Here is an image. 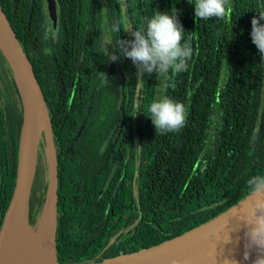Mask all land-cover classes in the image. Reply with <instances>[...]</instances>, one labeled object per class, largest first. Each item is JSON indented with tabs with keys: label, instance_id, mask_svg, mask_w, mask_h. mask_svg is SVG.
Instances as JSON below:
<instances>
[{
	"label": "trees",
	"instance_id": "1",
	"mask_svg": "<svg viewBox=\"0 0 264 264\" xmlns=\"http://www.w3.org/2000/svg\"><path fill=\"white\" fill-rule=\"evenodd\" d=\"M0 0L42 88L58 158L60 264L100 263L149 249L226 211L264 175V60L251 20L264 0H230L224 18H195L188 0ZM177 10L192 56L169 79L140 74L116 48L145 17ZM112 42L106 41L104 15ZM113 48L116 61L106 51ZM107 80L103 79V74ZM187 107L178 132L156 133L147 107ZM142 112H135L136 106ZM145 114H144V113ZM24 97L0 45V231L18 181ZM45 136V135H43ZM30 191L37 227L50 189L46 142Z\"/></svg>",
	"mask_w": 264,
	"mask_h": 264
},
{
	"label": "water",
	"instance_id": "2",
	"mask_svg": "<svg viewBox=\"0 0 264 264\" xmlns=\"http://www.w3.org/2000/svg\"><path fill=\"white\" fill-rule=\"evenodd\" d=\"M47 2L53 28L55 31H57L58 18L56 1L47 0ZM104 27L106 30V41L108 45H111L112 36L108 16L106 14L104 15ZM0 45L3 48L5 54H7L10 65H12L15 69V77L18 81V85L24 97V121L22 126L20 143L18 181L12 202L9 206V209L3 222L2 229L0 231L1 236L5 228L6 222L10 216L12 207L18 197L21 180L24 175V166L27 156L26 137L31 113L32 111L39 108L41 102H44L46 105V101L39 80L35 74L33 65L25 50L23 49L1 5ZM112 51L113 48H111L110 52ZM18 72L23 77V82L26 85V91H24L23 86L20 83ZM48 124L49 127L47 129L45 128L44 133H42L45 135V142L48 148L50 159V189H54L57 226L58 158L50 120ZM35 166L27 192V197L25 200L24 212L26 219L33 230H36L37 227L34 228V226L30 222V191L35 172ZM253 200L254 194L250 193L248 196H246L244 199H242L226 211L220 213L219 215L213 217L212 219L206 221L205 223L191 229L190 231L182 235H179L171 240L165 241L149 249H143L133 254L120 255L115 258H109L96 264H106L113 259L126 256L129 257L132 255L136 256L142 253H152L158 251L159 249L167 245L173 247L174 251L168 258H166L159 264H253V261L255 260L258 254V250L255 247H247V237L245 236V232L250 226L247 225L245 220L239 218V216L241 215L240 210L244 208L245 205H249L250 203H252ZM227 233L230 236L229 242L224 241V239H226L227 237ZM246 251L249 253L248 259H245L244 255ZM55 256V258L57 259L56 241ZM57 263L60 264L58 261Z\"/></svg>",
	"mask_w": 264,
	"mask_h": 264
},
{
	"label": "clouds",
	"instance_id": "3",
	"mask_svg": "<svg viewBox=\"0 0 264 264\" xmlns=\"http://www.w3.org/2000/svg\"><path fill=\"white\" fill-rule=\"evenodd\" d=\"M195 5V18L208 20L224 18L229 11L230 0H188ZM251 20V39L264 60V10H259ZM184 29L177 17V10L156 12L152 17H145L140 29L131 30L134 39H121L116 47L119 53L129 58L137 66L140 74H156L169 79V73L175 76L188 68L192 56V47L183 39ZM109 59L116 61L117 55L106 51ZM103 74V73H102ZM103 79L107 76L103 74ZM142 112L139 105L135 112ZM187 107L184 103L163 97L152 101L147 107V116L151 117L156 133L178 132L186 123ZM144 113V112H143ZM145 114V113H144ZM247 185L254 194V200L240 210V219L246 221L248 230L247 247H255L258 254L253 264H264V175H254L247 180ZM225 242L230 241L227 233ZM245 259L249 253L245 252Z\"/></svg>",
	"mask_w": 264,
	"mask_h": 264
},
{
	"label": "bare ground",
	"instance_id": "4",
	"mask_svg": "<svg viewBox=\"0 0 264 264\" xmlns=\"http://www.w3.org/2000/svg\"><path fill=\"white\" fill-rule=\"evenodd\" d=\"M19 80L26 91L23 77ZM49 113L44 102L32 111L26 137L27 156L18 197L12 207L3 233L0 236V264H58L55 258L56 208L54 189L49 191L39 225L33 230L25 216V200L34 171V148L37 138L49 123ZM36 167V166H35ZM174 249L164 246L152 253L116 258L106 264H159Z\"/></svg>",
	"mask_w": 264,
	"mask_h": 264
},
{
	"label": "rangeland",
	"instance_id": "5",
	"mask_svg": "<svg viewBox=\"0 0 264 264\" xmlns=\"http://www.w3.org/2000/svg\"><path fill=\"white\" fill-rule=\"evenodd\" d=\"M51 33H52V23H51V18H50V15H49V9L48 7L46 6V9H45V17H44V36L47 40H49V37L51 36ZM6 58L8 60V56L6 54ZM11 66V72L13 74H15V69L12 65ZM18 75L20 76L19 72H18ZM49 127V124L45 127L46 129ZM44 133V132H43ZM42 132L39 134V137L37 138V142H36V145H35V148H34V163L36 165V162H37V156H38V152L40 154H42L43 150H44V146H43V143H45V136H43Z\"/></svg>",
	"mask_w": 264,
	"mask_h": 264
},
{
	"label": "flooded vegetation",
	"instance_id": "6",
	"mask_svg": "<svg viewBox=\"0 0 264 264\" xmlns=\"http://www.w3.org/2000/svg\"><path fill=\"white\" fill-rule=\"evenodd\" d=\"M47 7H48V3H47ZM50 15V14H49ZM52 23V22H51ZM59 23V22H58ZM52 27H53V25H52Z\"/></svg>",
	"mask_w": 264,
	"mask_h": 264
}]
</instances>
